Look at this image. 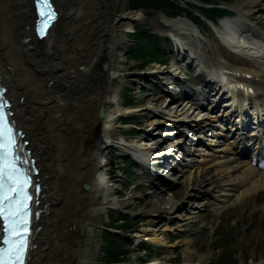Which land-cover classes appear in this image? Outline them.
I'll use <instances>...</instances> for the list:
<instances>
[{
    "label": "bare ground",
    "instance_id": "6f19581e",
    "mask_svg": "<svg viewBox=\"0 0 264 264\" xmlns=\"http://www.w3.org/2000/svg\"><path fill=\"white\" fill-rule=\"evenodd\" d=\"M259 2L260 0H238L236 4L227 3L228 6L223 7L229 9V12L219 17L218 23L213 15L204 18L209 32L217 33L227 44L226 51L217 48V45L210 46V37L187 15H165L163 19L158 18L156 21L160 26L173 28L170 32L172 37L182 46L191 47V52L194 51L196 55L198 53L202 61L206 60L205 69L209 67L210 71L215 70L212 74L216 76L227 70L237 78L245 71L231 65V62L236 63L233 58H238L234 55H245L243 65L249 66L254 63L255 52L261 53L260 58L263 59L264 31L256 29L259 25L256 17L264 12L263 8L256 9ZM54 4L59 18L48 33L38 39L35 33L33 0H0V76L12 102L15 125L29 141L27 147L40 168L36 178L42 184L41 203L37 206L42 212L40 219H35L34 222L35 247L30 250V264H87L88 261L83 258L91 242V226L100 223L107 209L119 208L122 211L123 206L139 204L146 196L132 193L127 198L118 200L113 198V194L121 193L122 190L116 191L111 186L98 187V175H106L109 181L117 177L112 172L110 175L106 168L107 152L115 147L125 153H145L142 167L146 170V165L152 166L154 162L155 165L158 163L159 169L168 166V170L166 168L159 176L158 171H150L148 174L153 177V194L159 197L151 209H142L140 212L146 217V225H151L152 216L169 215L194 198L212 192H218L227 198L221 201L222 208H232L239 222L247 216L254 218L260 215L263 218L264 211L259 212L264 210V204L260 203L264 196V171L252 167L250 161L247 163L250 168L238 177V188L241 191H235L237 185L234 182L223 188L220 180L224 179L226 173H221L224 170L213 172L209 167H199L197 174L184 181L180 180L175 188H168L169 184L175 182L176 175H170L174 173L172 170L182 171L185 175L186 167L192 161L191 153L185 152V144L189 139L179 137L177 144L175 141L169 144L167 139L152 144L148 142V145L141 140L137 144H130V137L123 134L128 124L123 117L127 112L141 107H125V84L117 83L116 79H122L118 74L122 70V54L129 45L127 33L134 31L136 23L147 18L145 10L127 9L126 0H54ZM261 19L264 21V15ZM243 27L262 35L259 38L239 35ZM260 28L264 29V22ZM178 69L173 65L169 73L164 74L175 73ZM252 70L250 73L256 81L258 92L257 103H262L264 70ZM147 75L150 73L144 74ZM199 76L201 74L197 78ZM217 89L214 88L213 91ZM161 94L153 98L154 104L150 102L145 108L165 115L166 121L171 125L180 126L188 121V124L194 127L198 125L203 129L206 125H217L214 120L209 119L206 112L200 111L201 115L195 117L196 108L203 107L196 106L192 111L190 103L186 104L190 108L176 99L172 103H165L167 95L165 91ZM173 104L178 106L172 113L169 108ZM192 114L198 123L191 120ZM177 132L182 131L177 128L166 130L165 133L170 137ZM215 135L216 132L211 135L204 133L198 137L211 139L207 144L211 146ZM167 144L169 145L163 148ZM234 144L235 141H231L228 147L221 149L220 156L225 158V171L240 170L241 161L232 149ZM151 145L156 148H151ZM200 149L203 150L204 146ZM163 152L170 157L168 160L164 155L167 162L157 158ZM215 156L216 153L212 155L213 158ZM231 176L228 179L230 181L233 180ZM155 179L162 181L166 189L158 187ZM167 188L171 193L169 198L163 196L168 191ZM233 191L237 195L234 199L230 197ZM203 205L207 208L212 206L208 201ZM183 214V217L178 215L168 218L188 220L179 223L180 226L195 223L196 220H190L194 217L193 212ZM170 227L172 226L167 225L166 230ZM175 227L181 232L187 231L186 228ZM148 230L151 229H141L131 238L140 246L150 242L156 247L157 256L142 264H205L217 253L214 249L203 253L193 251L196 250L192 248L194 242L188 235L183 239L180 237L182 235L176 236L174 245H168L155 231L149 235ZM237 242L240 251L248 250L251 253L250 264H264L263 220L251 236H241ZM175 243L183 252L180 262L174 260ZM257 254H260L262 262L257 260Z\"/></svg>",
    "mask_w": 264,
    "mask_h": 264
},
{
    "label": "rangeland",
    "instance_id": "374dc122",
    "mask_svg": "<svg viewBox=\"0 0 264 264\" xmlns=\"http://www.w3.org/2000/svg\"><path fill=\"white\" fill-rule=\"evenodd\" d=\"M209 1V4L219 5L218 8L222 9L221 6H228L227 3L236 4L238 0ZM126 3L127 9L141 8L145 10L147 18L142 22L136 23V27L147 30L149 34H154V38H160H155L157 43L152 44L154 40L149 37L147 38L146 35L142 34L144 40L140 38V35L135 37L133 36V33H127V37L130 39L128 42L129 45L122 54V70L119 71L118 74V77H121L122 79L119 80L120 78H118L116 79V82L123 85L125 84L126 103L141 108L135 110L136 115L125 116L124 122L128 124L125 126V130H123V134L130 137V144H137L140 140L152 144V142H162L165 139H167V143L170 144L173 141H176L178 139L177 137L181 135L175 134L174 136L169 137L165 132L166 130L177 128L180 130L179 125L173 126L166 121L165 115L156 114L152 110L150 112L145 108L153 101V98L156 95V86L153 82H150L152 73L155 72V70L160 69V66L157 65L156 62L164 59L163 55H169L168 53L171 50L170 44L167 40L162 42L160 39L168 36L173 28L160 26L156 20L158 18L163 19L165 15L169 17L187 15L197 22V24L203 28L205 34L210 37L208 42L210 46L215 47L217 45V48H221L225 51L226 49L220 44L218 37L214 33L209 32L210 29H208L205 20H203L204 18L201 15L203 14L202 9L211 7V5L208 3L203 4L204 2H202V0H152L151 2H147V4L140 3L139 0H126ZM259 4V7L256 9L263 8L264 11V0H260ZM205 5L206 7H204ZM263 15L264 12L256 17L260 24H263L264 22L263 19H261ZM139 39L142 40L140 44L137 42ZM158 40L161 42H158ZM153 45L156 46V49L153 48ZM259 54L261 53L255 52L254 63L251 66L243 65L242 60L246 58L243 54L234 55L238 56V58H233L236 60V63L231 62V65L234 68L237 67L240 69L254 68L257 70H264V58H260V56H258ZM176 57V54L172 55V60L174 61ZM199 70V67H193L190 70L188 69L184 71L186 72V77L189 78L190 81H194L199 79L196 78ZM146 73H150V75L144 76ZM179 76H183V74L181 73ZM152 103L154 104V102ZM169 144L165 145L163 148H166ZM107 153L108 157L106 160L108 166L106 168L110 171V175L114 173V176H117L114 180L109 181V186L115 188L116 191L122 190L121 193L113 194V198L122 200L132 193L146 196H144L139 204L135 203L126 207L123 206V212L119 208L107 209L106 212L103 213L100 223L91 226V242L88 251L85 253V257L83 258L88 261L87 264H140L139 261L147 259L148 255L146 256L144 254L146 252L144 251L140 254L133 251L131 247V238L133 237V234L145 228L151 229L147 232L149 235L155 231L158 237L163 238L168 245H174L175 241H172V239L175 236L182 235L180 237L183 239L188 235V237L194 242L192 248H195L196 250L193 251L199 253L206 252L210 249L217 251L213 258L206 261L205 264H250L252 259L251 253L248 250L240 251L239 243L237 241L241 236H243V238L251 236L260 226V222L262 220L264 222V217L260 218V215H256L254 218L247 216L246 219H241V222H239L237 220L238 217L236 218L232 208H224L223 210L221 201L227 200V198L221 196L218 192H212L209 195L196 198L197 200L195 198L193 199L192 202H196V205L200 206L199 208H194V217L190 219L196 220L194 224H191L190 226H180L179 223L187 222L188 220H183L182 218H172L171 220V218H168V216L175 217L178 215L183 217V208L186 206L183 204L169 215L166 213L158 217L152 216L151 225H146V217L140 214V212L142 209H151L152 204L159 197L153 194L154 189L151 188L153 187L151 183L152 179L148 175L150 170H146L142 165L131 161V157H128L129 159L124 158L123 152L120 149H117V147L114 149L111 148ZM215 153L217 156L213 158V154L203 155L201 152L195 151V154L193 153L190 156L192 161H190L186 167L187 172L185 175H183L184 172L175 173V182L167 187L175 188L180 183V180L184 181L188 177L191 178L194 174H197L201 168L209 167L216 173L224 170V172L221 173H226L225 177L220 180L223 188H225L224 186H227L226 184L234 182L237 185L235 191H241L242 189L238 188L240 186L238 184L240 183L238 177L239 175H243V172H246L248 168L246 166L247 162L241 161L240 170L237 172L225 171V158L220 156L222 152L219 150ZM203 157L205 160H203ZM230 175H232V181L228 180ZM161 189H166V187L161 186ZM235 191H233L232 196H230L231 198L233 197V199L237 197V195H234ZM170 195L171 193L168 190L163 196L169 198ZM205 199L206 201L204 202L203 200ZM207 201L211 203L212 206H209L208 208L204 206L203 204ZM260 203L264 204V196ZM187 207L188 206H186V208ZM263 211L264 210L259 213H262ZM167 225L172 227L166 230ZM174 226L186 228L187 231H182L185 232L182 233L181 230L176 229V227L174 228ZM245 228H247L246 231ZM211 241H213L212 244ZM208 243H210V245ZM151 244L152 243L147 242L144 247H146V251H150L151 254H156V250H151L152 246H154L153 244L151 246ZM174 247L176 249V257L174 260L180 262L183 258V252L181 251V247L177 246V244ZM143 255H145L143 259L139 258V256ZM257 260L260 262L263 261L260 254H257Z\"/></svg>",
    "mask_w": 264,
    "mask_h": 264
},
{
    "label": "snow or ice",
    "instance_id": "6c2138e0",
    "mask_svg": "<svg viewBox=\"0 0 264 264\" xmlns=\"http://www.w3.org/2000/svg\"><path fill=\"white\" fill-rule=\"evenodd\" d=\"M37 10V34L44 37L58 18L54 0H34ZM10 104L0 88V264H25L30 247L32 205L40 192L32 172L25 168L29 161L22 157L23 135L11 119ZM38 215V214H36Z\"/></svg>",
    "mask_w": 264,
    "mask_h": 264
},
{
    "label": "clouds",
    "instance_id": "9594fccd",
    "mask_svg": "<svg viewBox=\"0 0 264 264\" xmlns=\"http://www.w3.org/2000/svg\"><path fill=\"white\" fill-rule=\"evenodd\" d=\"M96 183L100 188H107L109 186L108 177L106 175L100 174L98 175Z\"/></svg>",
    "mask_w": 264,
    "mask_h": 264
},
{
    "label": "trees",
    "instance_id": "16d2710c",
    "mask_svg": "<svg viewBox=\"0 0 264 264\" xmlns=\"http://www.w3.org/2000/svg\"><path fill=\"white\" fill-rule=\"evenodd\" d=\"M140 1V3L142 2V3H147V2H151L152 0H139Z\"/></svg>",
    "mask_w": 264,
    "mask_h": 264
},
{
    "label": "water",
    "instance_id": "95a60500",
    "mask_svg": "<svg viewBox=\"0 0 264 264\" xmlns=\"http://www.w3.org/2000/svg\"><path fill=\"white\" fill-rule=\"evenodd\" d=\"M32 207H33V205H32Z\"/></svg>",
    "mask_w": 264,
    "mask_h": 264
}]
</instances>
